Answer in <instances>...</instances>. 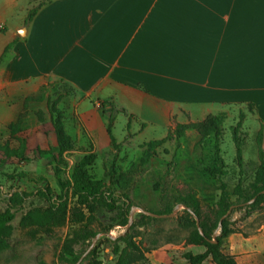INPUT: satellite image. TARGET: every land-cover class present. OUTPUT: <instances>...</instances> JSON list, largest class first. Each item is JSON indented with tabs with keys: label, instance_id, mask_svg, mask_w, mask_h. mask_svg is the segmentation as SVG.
I'll list each match as a JSON object with an SVG mask.
<instances>
[{
	"label": "crops",
	"instance_id": "crops-1",
	"mask_svg": "<svg viewBox=\"0 0 264 264\" xmlns=\"http://www.w3.org/2000/svg\"><path fill=\"white\" fill-rule=\"evenodd\" d=\"M20 1L0 0L8 116L7 103L23 105L59 81L81 96L92 135L100 117L108 129L103 110L168 134L174 122L252 105L264 133V0H52L30 22L32 3ZM238 263L251 264L248 256Z\"/></svg>",
	"mask_w": 264,
	"mask_h": 264
},
{
	"label": "rangeland",
	"instance_id": "rangeland-1",
	"mask_svg": "<svg viewBox=\"0 0 264 264\" xmlns=\"http://www.w3.org/2000/svg\"><path fill=\"white\" fill-rule=\"evenodd\" d=\"M47 1L38 0L35 3L29 0L32 3L29 14L31 10ZM20 2L24 7L26 0ZM43 86H47L45 94L50 96L52 101L58 100L56 107L66 115V130L72 137L75 151L66 154L62 160H55L54 148L57 140L46 101L30 103L27 112L22 102L16 100L7 103V107L13 110L9 116L2 110L5 104L0 103L1 143L8 142L12 148H19L20 143L11 138L8 126L18 123L21 116L27 113L26 130L19 137L27 140V158L31 160L27 163L0 155V211L8 208L9 199L14 192L34 194L17 213L10 247L0 253V264H63L60 256L70 231L69 221L64 227L35 235L31 230L21 229L20 222L28 210L45 205L37 196L40 189L49 187L56 195L60 194L61 188L55 177V167L59 168L63 179H70L75 161L84 154L97 156L95 164L91 167L94 176L111 185L116 195L126 194L130 197L133 223L139 218V214H145L144 211L159 213L172 208L175 198L188 191H194L203 208L208 210L219 201L222 184H226L228 191L233 193L240 182L244 188L254 182L260 165L257 146L260 125L253 117L255 112L252 108H233L229 113L217 115H225L226 118L222 126L224 137L219 157L215 154L213 135L201 143L200 136L191 130L180 143L175 140L168 141L158 150L157 155L146 163L143 162L144 144L166 138L170 131L175 130V122L167 134L161 127L149 126L144 129L134 121L130 124L128 119L121 115L114 123L113 133L117 141V146H114L101 117L93 122L96 135L86 129L85 123L81 121V96L77 90L59 81H51ZM94 105L99 111L102 110V104ZM89 108L90 106L87 110ZM239 123V141L243 150L242 168L237 161L234 143V129ZM209 168H217L222 175L211 176L207 172ZM233 201H236L235 197ZM184 210L183 206L175 207L172 215L156 217L157 221L150 223L144 236L146 246L155 238L161 242V246L155 251H146V264H189L183 257L184 253L197 255L204 252L203 248L194 247L190 243L196 219L190 218ZM229 217L233 234L225 240L224 252L235 256L239 262L248 256L251 264H264V204L260 210L253 213L234 207ZM124 231L125 228L118 227L111 235L116 237ZM216 234L220 235L219 232ZM103 237L99 236L95 242L97 246L101 240L97 252L98 261L102 264H115L112 247ZM170 239H173L174 243L166 244ZM87 251V247L83 250L77 247L76 254L84 256Z\"/></svg>",
	"mask_w": 264,
	"mask_h": 264
},
{
	"label": "trees",
	"instance_id": "trees-1",
	"mask_svg": "<svg viewBox=\"0 0 264 264\" xmlns=\"http://www.w3.org/2000/svg\"><path fill=\"white\" fill-rule=\"evenodd\" d=\"M51 1L48 0L47 2ZM46 3L40 4L31 10L28 22L33 19ZM46 88L47 86H43L38 96L27 98L24 103V110L27 112L30 103L47 102L57 140L54 153L56 154L55 160L58 161L62 160L66 154L75 151V146L72 137L66 130V115L56 107L58 100L52 101V98L45 94ZM250 107L253 108L254 105ZM26 112L21 116L18 123H12L8 126L11 138L18 140L20 147L12 148L8 142L2 144L0 135V155L7 159H17L21 162L29 163L31 160L27 158L28 142L26 139L19 137L26 130ZM103 113L108 116L110 140L114 146H117L113 133L116 116L120 113L127 114L121 110L116 111L114 109L111 111L103 110ZM225 119V115L209 116L202 122L178 124L175 130L170 131L166 138L144 144L142 147L143 162L148 163L168 141L175 140L180 143L187 135V132L191 130L200 136L201 143L213 135L215 138V154L216 157H219L224 137L222 126L225 123ZM239 126H241L240 123L234 129V143L237 161L239 167L242 168L243 150L239 141ZM263 135L264 133L261 129L257 137L260 165L255 173L254 182L248 188H244L242 182H240L233 193H231L228 191L227 185L222 184L219 201L208 210L203 208L197 194L191 190L177 196L172 208L159 213L147 211L160 216H168L172 215L175 207L183 206L184 212L190 218L196 217L199 220V227L196 220L190 243L194 247L203 248L204 252L197 255L190 252L184 253L183 257L189 264H204L207 260H210L212 264H239L235 256L224 252L225 240L233 234L230 226V217L228 216L225 219L224 217L234 207L246 209L249 213H253L260 210L264 204ZM96 160L97 156L94 154H84L79 157L75 161L70 179H63L59 168L55 167V177L61 188L60 194L56 195L49 187L40 189L37 196L44 201L45 205L28 210L22 216L20 228L31 230V233L35 235L39 232L49 233L55 228L64 227L69 221L70 231L60 256V261L63 264H77L82 257L76 254L77 247L81 248V250L87 247L89 250L97 238L102 235L112 247V252L116 259L115 264H146L148 263L146 251H155L161 246V242L157 238L153 239L149 246H146L144 237L150 223L157 221V218L141 213L138 216L139 218L127 228L132 215L130 197L126 194L122 196L116 195L111 185L92 174L91 167ZM207 172L213 177L222 175L217 168H209ZM32 196L34 194L16 191L9 199L8 208L5 211H0V253L9 249L10 241L14 234L13 223L17 213ZM233 197L236 198V201H233ZM118 227L125 228V231L113 237L111 232ZM217 232L220 233L219 236H217ZM100 243L101 240L91 250L84 262L102 264L97 258ZM165 243L172 244L174 240L170 239Z\"/></svg>",
	"mask_w": 264,
	"mask_h": 264
},
{
	"label": "water",
	"instance_id": "water-1",
	"mask_svg": "<svg viewBox=\"0 0 264 264\" xmlns=\"http://www.w3.org/2000/svg\"><path fill=\"white\" fill-rule=\"evenodd\" d=\"M264 193V192H263ZM144 213L146 214V215H149V216H152V217H157V218H163V217H165V216H160V215H156V214H153V213H149V212H145L144 211ZM231 213V211L224 217V219L225 218H227L228 216H229V214ZM196 218V217H195ZM196 220H197V226L199 227V220L196 218ZM132 223H133V216L131 215L130 216V223H129V225L127 226V228H129L131 225H132ZM97 241V240H96ZM95 241V242H96ZM95 242H94V244L90 247V249L86 252V254L84 255V256H82L81 257V259L78 261V263L77 264H82L83 263V260H84V258L91 252V250L94 248V246H95ZM214 243H216L215 241H214Z\"/></svg>",
	"mask_w": 264,
	"mask_h": 264
}]
</instances>
